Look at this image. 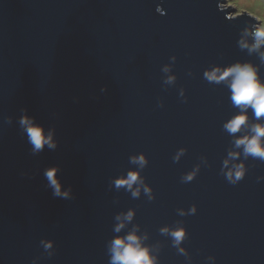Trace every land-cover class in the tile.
I'll use <instances>...</instances> for the list:
<instances>
[{
  "label": "water",
  "instance_id": "1",
  "mask_svg": "<svg viewBox=\"0 0 264 264\" xmlns=\"http://www.w3.org/2000/svg\"><path fill=\"white\" fill-rule=\"evenodd\" d=\"M222 2L0 0V264H111L130 234L154 264H264V160L236 146L264 117L206 76L251 65L264 84V45L241 46L258 22ZM23 117L56 147L34 153Z\"/></svg>",
  "mask_w": 264,
  "mask_h": 264
},
{
  "label": "clouds",
  "instance_id": "2",
  "mask_svg": "<svg viewBox=\"0 0 264 264\" xmlns=\"http://www.w3.org/2000/svg\"><path fill=\"white\" fill-rule=\"evenodd\" d=\"M255 39V43L249 46L245 42H241L242 47H250L251 51L259 50L264 45V25L257 26L256 30L252 33ZM261 57L264 58V52L261 53ZM165 71H168L165 68ZM207 79L210 81L220 82L227 80L231 77L229 87L232 91L231 99L233 104L240 107L241 111H246L249 107L253 110L254 115L257 119L264 117V84H262L257 76V70L251 65H234L223 72L215 70L211 73L206 74ZM173 78H169V82ZM248 117L244 114L238 115L225 124V129L235 134L242 130V127L247 126ZM21 126L24 128L28 142L32 145L34 153H38L48 146L50 149L56 147L52 139V134H45L44 129L39 126H35L33 122L23 117L20 121ZM251 135L245 136L241 139L236 140V146H243L245 156L251 155L256 158L264 160V125L256 124L251 127ZM134 163H139L141 166L146 163L145 158L140 156L133 158ZM57 169H48L45 172V176L48 179L50 186L54 189V195L57 197L67 198L69 192L61 191V185L56 179ZM244 170L243 166H240L235 171V180H239L243 177ZM192 175L186 177L187 180H191ZM229 179H232V174H229ZM138 182V175L136 173H129L126 179H120L115 181L117 187L127 186L129 189L132 188L133 184ZM147 191V189H146ZM139 194V190L133 193L134 196ZM195 209H193L194 211ZM133 213L130 211L124 216V219L131 220ZM118 220L121 217H117ZM124 227L123 223L119 224L115 231L119 232ZM163 231H168L164 229ZM175 238L176 243L183 240L185 232L183 229L174 231L171 233ZM45 249H51L52 243L42 241ZM111 264H154V258L150 257L149 249L141 246L139 238L130 234L125 238H116L112 241L111 248Z\"/></svg>",
  "mask_w": 264,
  "mask_h": 264
},
{
  "label": "rangeland",
  "instance_id": "3",
  "mask_svg": "<svg viewBox=\"0 0 264 264\" xmlns=\"http://www.w3.org/2000/svg\"><path fill=\"white\" fill-rule=\"evenodd\" d=\"M220 6L230 7L233 11L230 15L244 11L257 20V26L264 25V0H223Z\"/></svg>",
  "mask_w": 264,
  "mask_h": 264
}]
</instances>
